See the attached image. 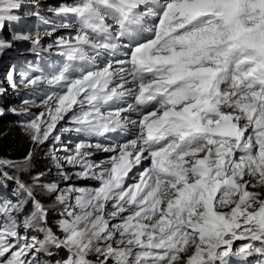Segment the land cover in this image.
<instances>
[{
	"label": "snow or ice",
	"instance_id": "snow-or-ice-1",
	"mask_svg": "<svg viewBox=\"0 0 264 264\" xmlns=\"http://www.w3.org/2000/svg\"><path fill=\"white\" fill-rule=\"evenodd\" d=\"M21 7L0 0V29ZM49 11L76 23L48 45L62 66L24 76V104L41 111L23 127L37 147L77 133L51 158L64 181L95 184L61 188L41 183L44 172L26 184L3 172L23 196L0 203V264L264 256V0H74ZM13 39L43 50L39 33ZM117 131L118 140L91 143ZM94 151L109 155L97 161ZM32 156L3 163L28 170ZM36 188L59 206L54 226Z\"/></svg>",
	"mask_w": 264,
	"mask_h": 264
},
{
	"label": "rangeland",
	"instance_id": "rangeland-1",
	"mask_svg": "<svg viewBox=\"0 0 264 264\" xmlns=\"http://www.w3.org/2000/svg\"><path fill=\"white\" fill-rule=\"evenodd\" d=\"M74 0H21L22 7L13 12V15L19 17L16 21L6 22L5 27L0 29V41L10 43L11 47L0 50V118L10 120L25 136L28 145L33 153L32 166L28 170L21 168L9 167L3 162L20 163L23 160L12 161L6 158H0V203L11 200L13 202L18 198L17 187H11L10 182L17 185L15 179H9L2 173L7 172L9 176L19 177L26 184H32L33 176L37 173L44 172L45 176L41 178V183H57L61 188L67 187L68 184H76L77 186L94 185L91 180L76 179L75 176L69 181H64L58 174L55 162L52 160L50 149L73 148L78 140V134L75 132L61 133L62 142H52L51 140L45 144L36 146L32 143L29 135L26 133L23 125L32 118V114L41 111L40 107H31L24 104V100L31 99L29 95L30 89L25 88L23 79L25 75H39L40 73H49L62 66L65 58L59 55V49L55 46L48 49V45H55L58 37H68L72 32V28H64L63 24L75 26V20L70 17H62L49 9L59 8L61 5L72 4ZM39 12V16L35 13ZM40 17L44 19L41 20ZM45 21H48L45 23ZM55 29V31H53ZM51 32V35L46 33ZM24 33L32 34L33 39L39 33V39L43 50L34 51L32 40H16L13 39L14 34ZM15 72L11 81L9 72ZM14 82V86H13ZM43 87V86H41ZM15 109V111H13ZM64 123V122H61ZM65 127H72L70 124H64ZM59 128V125H58ZM121 133L112 132L100 137L91 139V143L108 144L121 138ZM58 157L65 155L63 151L55 153ZM108 153L94 151L93 159L99 161L108 156ZM51 169V171H48ZM69 172H74L72 168H66ZM8 185V186H6ZM37 199L41 201L49 209L50 216L58 217L59 206L55 205V198L49 195L41 188L35 189ZM243 241H236L234 247H238ZM64 251V250H63ZM65 252V251H64ZM66 254V252H65ZM94 258L92 255L89 259ZM258 264H264V256ZM255 262V261H254ZM248 259L233 257L231 264H254Z\"/></svg>",
	"mask_w": 264,
	"mask_h": 264
},
{
	"label": "trees",
	"instance_id": "trees-1",
	"mask_svg": "<svg viewBox=\"0 0 264 264\" xmlns=\"http://www.w3.org/2000/svg\"><path fill=\"white\" fill-rule=\"evenodd\" d=\"M31 147L28 145L25 136L21 131L13 124L10 120L5 118H0V158H6L12 161L23 160ZM11 187H18L14 182H10ZM8 186V185H6ZM9 187V186H8ZM19 196L22 197L23 194L19 192ZM32 208L31 202L28 203L26 207V212L30 211ZM49 223L55 225L57 217L48 215ZM255 255H258L255 253ZM66 254L63 250L60 251L56 259L65 257ZM95 260L94 258H91Z\"/></svg>",
	"mask_w": 264,
	"mask_h": 264
}]
</instances>
